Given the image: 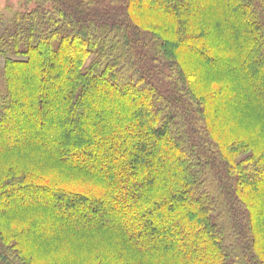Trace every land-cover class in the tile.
Returning <instances> with one entry per match:
<instances>
[{
  "label": "trees",
  "instance_id": "1",
  "mask_svg": "<svg viewBox=\"0 0 264 264\" xmlns=\"http://www.w3.org/2000/svg\"><path fill=\"white\" fill-rule=\"evenodd\" d=\"M25 1L0 39V264H264V0Z\"/></svg>",
  "mask_w": 264,
  "mask_h": 264
},
{
  "label": "rangeland",
  "instance_id": "2",
  "mask_svg": "<svg viewBox=\"0 0 264 264\" xmlns=\"http://www.w3.org/2000/svg\"><path fill=\"white\" fill-rule=\"evenodd\" d=\"M31 6L32 5H29L28 3H26L25 0H0V39L1 40L6 37L8 31H9V28H10L11 20H12L13 16L15 15V13L18 11H23L25 9H28ZM3 63H4V58L0 57V68H1V66H3ZM231 109H232V106H226L223 109L221 108L219 116L225 112L224 117L222 116V118H224L225 121L230 122V125L233 128L245 129L247 131V133L251 135L257 129V127H259V125L253 126V124H252L253 122H251V121L254 117L251 114H246V115L241 116L239 114V112H242V111L240 110V111H238V114L233 115ZM227 110H230V111H227ZM230 113L232 115L229 119L228 116H226V114H230ZM254 123H258V122H254ZM262 129H263V127H262ZM256 139H258V140L264 139V129H263L262 133L256 137ZM67 248H68V246H66V245L64 246L63 241H61V239H59L54 246L53 254L55 252H58V251H60L62 254H65V250L67 252H69V249H67ZM73 255L74 254L72 251L70 256L72 257ZM71 262H78V261L73 257L70 259V262H69L68 258L65 259V264L71 263Z\"/></svg>",
  "mask_w": 264,
  "mask_h": 264
}]
</instances>
